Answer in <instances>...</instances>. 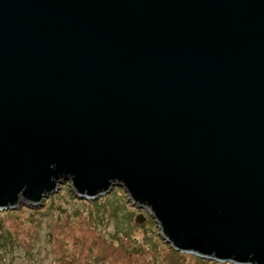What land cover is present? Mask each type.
Listing matches in <instances>:
<instances>
[{"label": "water", "instance_id": "95a60500", "mask_svg": "<svg viewBox=\"0 0 264 264\" xmlns=\"http://www.w3.org/2000/svg\"><path fill=\"white\" fill-rule=\"evenodd\" d=\"M66 181L264 264V0H0V210Z\"/></svg>", "mask_w": 264, "mask_h": 264}, {"label": "rangeland", "instance_id": "374dc122", "mask_svg": "<svg viewBox=\"0 0 264 264\" xmlns=\"http://www.w3.org/2000/svg\"><path fill=\"white\" fill-rule=\"evenodd\" d=\"M117 190L79 200L66 181L39 205L0 210V264H231L173 250Z\"/></svg>", "mask_w": 264, "mask_h": 264}, {"label": "trees", "instance_id": "16d2710c", "mask_svg": "<svg viewBox=\"0 0 264 264\" xmlns=\"http://www.w3.org/2000/svg\"><path fill=\"white\" fill-rule=\"evenodd\" d=\"M117 191H119V193H120V191H122V190H119V189H118ZM113 192H114V191H112V193H113ZM122 192H123V191H122ZM123 193H124V192H123ZM124 194H125V193H124ZM150 244H151V243H150ZM151 245H152V244H151ZM125 246H126V245H125ZM127 246H128V245H127ZM149 246H150V245H149ZM152 246H153V245H152ZM135 256H136V257H139L140 255L135 254ZM99 257L102 258V257H101V254H100ZM153 264H155V263H153Z\"/></svg>", "mask_w": 264, "mask_h": 264}]
</instances>
